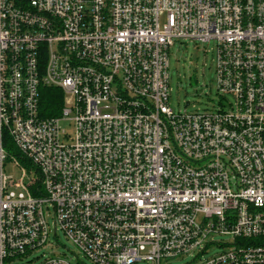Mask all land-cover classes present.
<instances>
[{
	"label": "built area",
	"instance_id": "2783aa9c",
	"mask_svg": "<svg viewBox=\"0 0 264 264\" xmlns=\"http://www.w3.org/2000/svg\"><path fill=\"white\" fill-rule=\"evenodd\" d=\"M178 40L216 45V111L170 107ZM58 230L94 264H264V0H0V264Z\"/></svg>",
	"mask_w": 264,
	"mask_h": 264
},
{
	"label": "rangeland",
	"instance_id": "374dc122",
	"mask_svg": "<svg viewBox=\"0 0 264 264\" xmlns=\"http://www.w3.org/2000/svg\"><path fill=\"white\" fill-rule=\"evenodd\" d=\"M169 59L171 74L169 105L175 112H214L220 107L221 98L226 97L231 100L229 96L218 93L214 42L178 40L170 49ZM188 102L190 105L186 107ZM6 172L16 181H20L23 177L22 169L11 162L7 164ZM26 182L29 180L27 179ZM48 221L54 229L53 210L49 214ZM224 250L227 249L214 246L207 254L184 256L162 264H200L201 261L210 259ZM53 255L66 256L72 264H94L80 253L61 230H58L57 236L52 233L47 248L17 260L15 264H40Z\"/></svg>",
	"mask_w": 264,
	"mask_h": 264
},
{
	"label": "trees",
	"instance_id": "16d2710c",
	"mask_svg": "<svg viewBox=\"0 0 264 264\" xmlns=\"http://www.w3.org/2000/svg\"><path fill=\"white\" fill-rule=\"evenodd\" d=\"M64 105V93L61 89L44 87L42 92V113L44 117H57Z\"/></svg>",
	"mask_w": 264,
	"mask_h": 264
},
{
	"label": "water",
	"instance_id": "95a60500",
	"mask_svg": "<svg viewBox=\"0 0 264 264\" xmlns=\"http://www.w3.org/2000/svg\"><path fill=\"white\" fill-rule=\"evenodd\" d=\"M190 105V103L188 102L187 104H186V106H189Z\"/></svg>",
	"mask_w": 264,
	"mask_h": 264
}]
</instances>
